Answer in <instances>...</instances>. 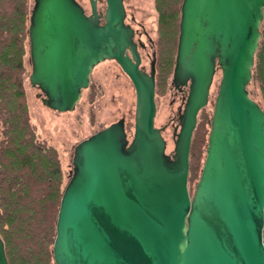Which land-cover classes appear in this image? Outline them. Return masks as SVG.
I'll use <instances>...</instances> for the list:
<instances>
[{
    "label": "water",
    "instance_id": "1",
    "mask_svg": "<svg viewBox=\"0 0 264 264\" xmlns=\"http://www.w3.org/2000/svg\"><path fill=\"white\" fill-rule=\"evenodd\" d=\"M33 0L28 81L56 112H70L93 68L113 60L135 94L133 133L121 117L77 143L57 213L54 264H264V110L249 97L264 0H182L171 84L187 92L166 153L154 125L149 70L123 0ZM220 71L205 156L193 194L189 150ZM0 264H8L0 237Z\"/></svg>",
    "mask_w": 264,
    "mask_h": 264
},
{
    "label": "trees",
    "instance_id": "2",
    "mask_svg": "<svg viewBox=\"0 0 264 264\" xmlns=\"http://www.w3.org/2000/svg\"><path fill=\"white\" fill-rule=\"evenodd\" d=\"M26 2L0 0V237L8 264H52L57 213L66 184L57 150L38 140L29 120L23 89ZM181 3L154 0L159 37L155 92L165 87L174 67ZM260 32L251 81L259 85L264 104V25ZM202 131L199 125L192 134L189 180L196 178L199 160L195 156L207 142Z\"/></svg>",
    "mask_w": 264,
    "mask_h": 264
},
{
    "label": "rangeland",
    "instance_id": "3",
    "mask_svg": "<svg viewBox=\"0 0 264 264\" xmlns=\"http://www.w3.org/2000/svg\"><path fill=\"white\" fill-rule=\"evenodd\" d=\"M77 1L89 11L87 0ZM123 4L126 13L125 22L135 31L134 40L137 42V39L140 38V42L144 44V48L139 47V53L141 55V66L148 71L150 55L156 49L159 38L157 31L158 14L155 9L154 0H123ZM32 6L33 0H27L28 18ZM98 7L103 9L105 1L99 0ZM263 25L262 21L261 29ZM24 46L23 89L29 120L34 126L38 140L53 146L57 150L61 169L64 173V183L66 184L72 173L71 159L73 148L77 143L121 117L125 119V129L130 140L133 133L134 89L129 78L117 63L113 60H105L93 68L90 74L89 86L82 91V95L73 111H53L41 103L40 96L38 95L39 90L31 87L29 84L28 77L31 72V65L28 38L25 40ZM172 72L167 78L165 87L155 92L156 112L154 125L163 129L161 133L166 142L165 152L168 154L173 150V131L170 120L177 114L178 107H181L182 110L183 105L180 92L171 84ZM220 78L221 73L218 70L210 86L208 102L199 111L197 116L196 127L202 126V135L205 141L207 140L210 128L213 104L217 95ZM247 90L249 97L264 110L259 85L256 82L250 81ZM206 145L207 142H204L199 149V153L195 156L199 160L197 175L195 179H188L187 182L190 195L193 194L195 184L201 172Z\"/></svg>",
    "mask_w": 264,
    "mask_h": 264
},
{
    "label": "flooded vegetation",
    "instance_id": "4",
    "mask_svg": "<svg viewBox=\"0 0 264 264\" xmlns=\"http://www.w3.org/2000/svg\"><path fill=\"white\" fill-rule=\"evenodd\" d=\"M88 1V0H87ZM96 4H97V11H98V13H103L104 12V8L103 9H100L99 7H98V2H99V0H96ZM82 6V5H81ZM83 7V6H82ZM84 8V7H83ZM84 11H85V13L86 14H89L90 13V8H89V11H87L85 8H84ZM135 32V31H134ZM134 35H135V33H134ZM137 42H140V38H138L137 39ZM139 47L140 48H144V44H143V46H141V45H138V51H139ZM154 51H155V49H154ZM153 52V51H152ZM141 56V55H140ZM151 56V55H150ZM155 56H156V54H155ZM177 89V91H179L180 92V94H181V102H182V104H183V102H184V99H185V96H186V92H187V88L186 87H182V88H176ZM40 97H42L43 96V94L39 91V94H38ZM182 107H183V105H182ZM178 111H177V114L173 117V118H171V120H170V125L172 126V131H173V133L174 132H177V129H178V118H179V114L181 113V107H178V109H177ZM173 122H176V123H173Z\"/></svg>",
    "mask_w": 264,
    "mask_h": 264
}]
</instances>
